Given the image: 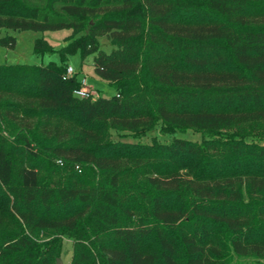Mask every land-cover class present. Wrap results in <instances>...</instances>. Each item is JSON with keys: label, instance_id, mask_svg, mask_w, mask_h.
<instances>
[{"label": "trees", "instance_id": "1", "mask_svg": "<svg viewBox=\"0 0 264 264\" xmlns=\"http://www.w3.org/2000/svg\"><path fill=\"white\" fill-rule=\"evenodd\" d=\"M2 29L71 35L0 64V264L63 239L70 264H264V0H0ZM76 54L114 95H74Z\"/></svg>", "mask_w": 264, "mask_h": 264}, {"label": "rangeland", "instance_id": "2", "mask_svg": "<svg viewBox=\"0 0 264 264\" xmlns=\"http://www.w3.org/2000/svg\"><path fill=\"white\" fill-rule=\"evenodd\" d=\"M71 35L70 30H57V31H12V30H0V39L11 36L15 40V46L13 49H7L0 46V64L1 65H14V64H26L45 66L50 62L58 63L59 57L57 53L47 54L43 56L35 55L32 51L34 41L37 39H43L52 48L59 50L66 45V39ZM100 50L105 54H109L111 46L105 37L99 39ZM68 66H70L77 74L78 79L81 81L82 77L87 78V86L92 88L95 93L94 98L99 94L103 98H109L114 95V90L104 81L100 80L94 73L92 66V57H88L84 61H81L79 55H74L68 58ZM156 135L155 133L152 136ZM180 138H184L191 141H199L200 135L192 131H187L185 134H178ZM161 141H169V137L158 136ZM115 138V136H114ZM59 166H61L59 164ZM34 241L42 243L48 240L47 234L41 232ZM51 238V237H49ZM72 254V242L68 239H63L61 247L60 260L61 264H70ZM251 259L235 260V264H251Z\"/></svg>", "mask_w": 264, "mask_h": 264}, {"label": "built area", "instance_id": "3", "mask_svg": "<svg viewBox=\"0 0 264 264\" xmlns=\"http://www.w3.org/2000/svg\"><path fill=\"white\" fill-rule=\"evenodd\" d=\"M74 74L75 71L70 66H68L65 72V77H70ZM86 82H87V78L83 77L81 80V86L74 91V95L77 96L78 98L81 99L94 98L93 96H95V93L92 91V88L87 86ZM58 163L60 162L58 161Z\"/></svg>", "mask_w": 264, "mask_h": 264}, {"label": "water", "instance_id": "4", "mask_svg": "<svg viewBox=\"0 0 264 264\" xmlns=\"http://www.w3.org/2000/svg\"><path fill=\"white\" fill-rule=\"evenodd\" d=\"M54 264H61V260L57 258Z\"/></svg>", "mask_w": 264, "mask_h": 264}]
</instances>
